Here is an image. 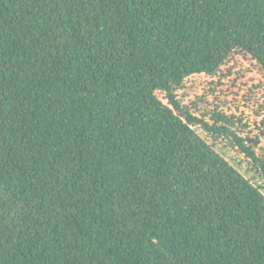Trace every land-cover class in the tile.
Returning a JSON list of instances; mask_svg holds the SVG:
<instances>
[{"label": "trees", "instance_id": "16d2710c", "mask_svg": "<svg viewBox=\"0 0 264 264\" xmlns=\"http://www.w3.org/2000/svg\"><path fill=\"white\" fill-rule=\"evenodd\" d=\"M237 57L264 0H0V264H264L261 140L178 96Z\"/></svg>", "mask_w": 264, "mask_h": 264}, {"label": "rangeland", "instance_id": "374dc122", "mask_svg": "<svg viewBox=\"0 0 264 264\" xmlns=\"http://www.w3.org/2000/svg\"><path fill=\"white\" fill-rule=\"evenodd\" d=\"M195 82L193 90H187L183 94L178 91V96L184 104L190 105L191 109L196 113H212L214 110H224L229 114H234L233 109L241 111L237 98L243 99V96L252 89L256 98L264 99L261 95L264 92V74L261 70L254 66L250 61L240 57L235 58L223 71L214 77H200ZM241 116L243 112L241 111ZM237 122V118L235 120ZM264 144V140H261ZM260 144V145H261ZM223 150V149H221ZM220 150V151H221ZM259 146V152H260ZM222 152V151H221ZM226 158L230 160L239 170L247 177L253 179V173L249 172L248 164L243 160V156L237 154L232 149L223 151ZM248 167V168H247ZM256 183L258 180L253 179Z\"/></svg>", "mask_w": 264, "mask_h": 264}, {"label": "snow or ice", "instance_id": "6c2138e0", "mask_svg": "<svg viewBox=\"0 0 264 264\" xmlns=\"http://www.w3.org/2000/svg\"><path fill=\"white\" fill-rule=\"evenodd\" d=\"M264 72V68L261 69ZM255 89H252L243 96V99L237 98L240 110L233 109L236 115V127L238 132H242L245 137H251L253 143L257 139L264 140V99H257L253 95ZM264 96V92L261 93ZM231 115V113H230ZM260 154L264 157V144L260 145Z\"/></svg>", "mask_w": 264, "mask_h": 264}]
</instances>
